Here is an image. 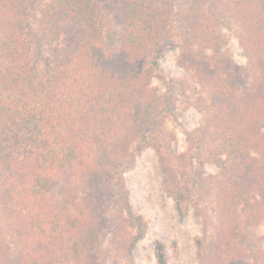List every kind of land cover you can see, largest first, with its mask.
Here are the masks:
<instances>
[{"label": "trees", "instance_id": "16d2710c", "mask_svg": "<svg viewBox=\"0 0 264 264\" xmlns=\"http://www.w3.org/2000/svg\"><path fill=\"white\" fill-rule=\"evenodd\" d=\"M173 1L121 0L113 13L124 35L108 46L100 0H0V216L17 245L0 264H63L58 253L70 235L83 236L88 247L109 241L117 263L131 259L148 224L134 213L123 176L146 149L157 154L175 210L186 218L187 206L172 191L175 136L162 131L171 110L145 86L141 69L158 67L162 53L174 48L173 38L160 44ZM193 2L200 11L198 3L222 4ZM233 14L249 53L251 83L243 96L220 92L208 61L189 53L179 60L219 96L222 110L215 106L213 120L221 122L212 137L226 142L240 136L244 108L264 89V0H236ZM197 245L200 264H208L210 249ZM154 252L158 264H168L163 243Z\"/></svg>", "mask_w": 264, "mask_h": 264}, {"label": "rangeland", "instance_id": "374dc122", "mask_svg": "<svg viewBox=\"0 0 264 264\" xmlns=\"http://www.w3.org/2000/svg\"><path fill=\"white\" fill-rule=\"evenodd\" d=\"M120 1L100 0L106 10L100 20L108 46L120 43L124 35L113 13ZM235 1L222 0L217 7L198 3L203 6L201 11L193 0L171 2V22L160 44L173 38L174 48L162 53L158 67L140 66L148 75L145 86L155 89L156 101L166 103L171 110L162 131L175 136L171 143L172 191L187 206L186 218L180 219L175 210L157 154L146 149L137 157L135 168L123 176L134 213L148 224L131 259L117 263L109 241L101 249V240L98 247H88L83 236L70 235L58 253L63 264H158L154 252L157 242L166 246L168 264H200L199 240L210 249L204 253L208 264H264V141L257 143L264 138V89L262 99L244 108L240 136L227 142L218 135L214 139L221 122L213 120L215 106L222 110L217 105L219 96L209 85L193 79L194 71L179 62L183 53L195 56L200 63L208 61L207 68L220 92L244 95L251 83L249 53L240 41L242 28L234 18ZM213 12L216 19L210 20ZM255 200L259 205L252 207ZM2 219L0 216V259L11 257L17 250L13 231ZM129 231L137 234L134 229ZM27 264L42 263L31 259Z\"/></svg>", "mask_w": 264, "mask_h": 264}]
</instances>
